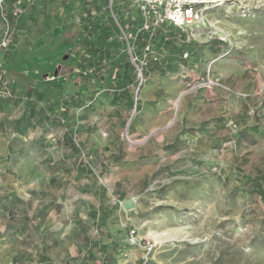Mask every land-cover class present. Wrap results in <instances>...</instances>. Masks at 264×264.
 <instances>
[{
  "label": "rangeland",
  "instance_id": "1",
  "mask_svg": "<svg viewBox=\"0 0 264 264\" xmlns=\"http://www.w3.org/2000/svg\"><path fill=\"white\" fill-rule=\"evenodd\" d=\"M3 5L0 264H264V0Z\"/></svg>",
  "mask_w": 264,
  "mask_h": 264
},
{
  "label": "built area",
  "instance_id": "2",
  "mask_svg": "<svg viewBox=\"0 0 264 264\" xmlns=\"http://www.w3.org/2000/svg\"><path fill=\"white\" fill-rule=\"evenodd\" d=\"M144 18V27L152 30L156 26L164 24L173 25L180 30H188L193 27L207 28L209 37L219 35L216 25L207 24V9L213 0H137ZM3 0H0V12L3 11ZM5 18V14L2 12ZM223 39V38H222ZM7 38L2 43L7 45ZM133 60L137 58L132 55ZM213 83V82H212ZM10 94V90H7Z\"/></svg>",
  "mask_w": 264,
  "mask_h": 264
},
{
  "label": "trees",
  "instance_id": "3",
  "mask_svg": "<svg viewBox=\"0 0 264 264\" xmlns=\"http://www.w3.org/2000/svg\"><path fill=\"white\" fill-rule=\"evenodd\" d=\"M67 1H70V0H57V2H59L60 5H64ZM168 25L169 24H164L163 26H168ZM169 26L176 28L173 25H169ZM176 29H178V28H176ZM139 37L140 38L144 37V33H142ZM82 62H83V60H82ZM77 79L80 80L81 89L87 91L88 93H92L93 88L102 83V82H100L101 79L91 80L89 78L88 74L85 72V70H83L77 74Z\"/></svg>",
  "mask_w": 264,
  "mask_h": 264
},
{
  "label": "bare ground",
  "instance_id": "4",
  "mask_svg": "<svg viewBox=\"0 0 264 264\" xmlns=\"http://www.w3.org/2000/svg\"><path fill=\"white\" fill-rule=\"evenodd\" d=\"M179 103H178V101H177V103H176V105H178Z\"/></svg>",
  "mask_w": 264,
  "mask_h": 264
}]
</instances>
